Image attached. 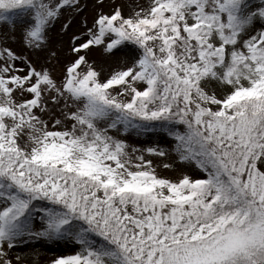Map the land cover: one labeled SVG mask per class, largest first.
I'll use <instances>...</instances> for the list:
<instances>
[{"label": "snow or ice", "instance_id": "6c2138e0", "mask_svg": "<svg viewBox=\"0 0 264 264\" xmlns=\"http://www.w3.org/2000/svg\"><path fill=\"white\" fill-rule=\"evenodd\" d=\"M105 6L0 0V264H264V0Z\"/></svg>", "mask_w": 264, "mask_h": 264}, {"label": "rangeland", "instance_id": "374dc122", "mask_svg": "<svg viewBox=\"0 0 264 264\" xmlns=\"http://www.w3.org/2000/svg\"><path fill=\"white\" fill-rule=\"evenodd\" d=\"M89 2V9L81 14V15H87L89 18V21H91L92 16L95 14V10L91 8V5L95 3V0H88ZM108 0H106V6L105 11L108 10L107 8ZM68 14H65V17L61 19L60 22H58L56 28L52 32L53 42L57 46H60L62 48V59L63 61H68L73 59L71 55H69V50L71 47V38L74 33H78L80 30V20L81 16H76L74 23L70 30L67 33H60V24L66 22L68 19ZM99 53L93 52L92 53V59L99 60ZM128 143L135 147L139 148H146L148 146H153L155 144H160L161 146H170V141L167 137L162 136L160 134H149L147 136H136L135 134H130L126 137ZM154 160V164L159 165L157 167V173L160 176L163 177H169V178H176V173L173 170L165 169L163 167V164L169 161L163 160L161 158H155L150 157ZM71 251V249L65 248L62 245L61 246H53V247H43L40 245H37L36 248H27V247H19L15 249V253L24 254V253H30V252H38L39 253V260L37 264H50V261L56 257L57 255L66 254L67 252Z\"/></svg>", "mask_w": 264, "mask_h": 264}]
</instances>
